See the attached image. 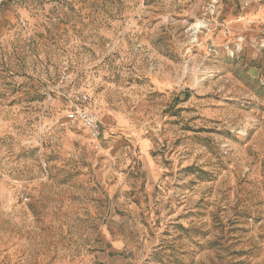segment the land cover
Returning a JSON list of instances; mask_svg holds the SVG:
<instances>
[{
	"label": "rangeland",
	"instance_id": "374dc122",
	"mask_svg": "<svg viewBox=\"0 0 264 264\" xmlns=\"http://www.w3.org/2000/svg\"><path fill=\"white\" fill-rule=\"evenodd\" d=\"M0 264H264V0H0Z\"/></svg>",
	"mask_w": 264,
	"mask_h": 264
},
{
	"label": "built area",
	"instance_id": "2783aa9c",
	"mask_svg": "<svg viewBox=\"0 0 264 264\" xmlns=\"http://www.w3.org/2000/svg\"><path fill=\"white\" fill-rule=\"evenodd\" d=\"M65 79V76H62ZM68 83V79H65ZM73 94V93H71ZM67 101L65 100V117L76 126H79L90 134L94 139H99L102 136V121L98 114L89 108L90 94L83 89L74 93Z\"/></svg>",
	"mask_w": 264,
	"mask_h": 264
},
{
	"label": "bare ground",
	"instance_id": "6f19581e",
	"mask_svg": "<svg viewBox=\"0 0 264 264\" xmlns=\"http://www.w3.org/2000/svg\"><path fill=\"white\" fill-rule=\"evenodd\" d=\"M200 24V23H199ZM199 24H197L196 26H199Z\"/></svg>",
	"mask_w": 264,
	"mask_h": 264
}]
</instances>
